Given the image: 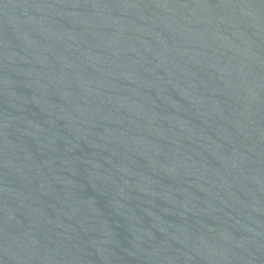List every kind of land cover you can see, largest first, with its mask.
Returning a JSON list of instances; mask_svg holds the SVG:
<instances>
[{
    "label": "water",
    "instance_id": "1",
    "mask_svg": "<svg viewBox=\"0 0 264 264\" xmlns=\"http://www.w3.org/2000/svg\"><path fill=\"white\" fill-rule=\"evenodd\" d=\"M0 264H264V0H0Z\"/></svg>",
    "mask_w": 264,
    "mask_h": 264
}]
</instances>
